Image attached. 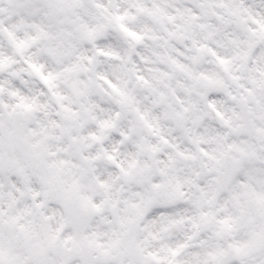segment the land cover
I'll return each instance as SVG.
<instances>
[{"label":"clouds","instance_id":"clouds-1","mask_svg":"<svg viewBox=\"0 0 264 264\" xmlns=\"http://www.w3.org/2000/svg\"><path fill=\"white\" fill-rule=\"evenodd\" d=\"M0 264H264V0H0Z\"/></svg>","mask_w":264,"mask_h":264},{"label":"snow or ice","instance_id":"snow-or-ice-1","mask_svg":"<svg viewBox=\"0 0 264 264\" xmlns=\"http://www.w3.org/2000/svg\"><path fill=\"white\" fill-rule=\"evenodd\" d=\"M93 207H95V206H93Z\"/></svg>","mask_w":264,"mask_h":264}]
</instances>
